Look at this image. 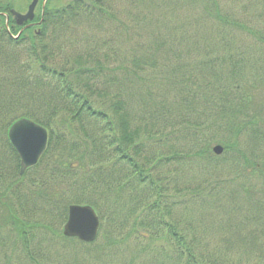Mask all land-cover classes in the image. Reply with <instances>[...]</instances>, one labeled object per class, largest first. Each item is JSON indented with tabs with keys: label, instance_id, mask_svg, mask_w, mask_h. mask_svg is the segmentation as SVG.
I'll list each match as a JSON object with an SVG mask.
<instances>
[{
	"label": "trees",
	"instance_id": "trees-1",
	"mask_svg": "<svg viewBox=\"0 0 264 264\" xmlns=\"http://www.w3.org/2000/svg\"><path fill=\"white\" fill-rule=\"evenodd\" d=\"M48 11L39 34L0 27V264H264V189L250 182L264 178V0ZM20 118L48 129L22 175L7 138ZM192 163L206 191L190 188ZM227 169L241 192L218 179ZM71 204L98 215L93 242L63 235Z\"/></svg>",
	"mask_w": 264,
	"mask_h": 264
},
{
	"label": "water",
	"instance_id": "water-1",
	"mask_svg": "<svg viewBox=\"0 0 264 264\" xmlns=\"http://www.w3.org/2000/svg\"><path fill=\"white\" fill-rule=\"evenodd\" d=\"M8 138L20 160V173L37 164L47 145V131L35 122L21 118L10 126ZM215 153L221 152L220 146L213 148ZM99 218L95 211L87 205H70L67 220L63 226V234L76 237L83 242H91L96 238Z\"/></svg>",
	"mask_w": 264,
	"mask_h": 264
},
{
	"label": "rangeland",
	"instance_id": "rangeland-1",
	"mask_svg": "<svg viewBox=\"0 0 264 264\" xmlns=\"http://www.w3.org/2000/svg\"><path fill=\"white\" fill-rule=\"evenodd\" d=\"M67 2V0H49L48 2V6L52 7V6H56V5H62L63 3ZM56 62H59V61H56ZM212 137V136H211ZM241 149L242 151L246 154V156L248 157V152L242 148V144H241ZM227 153V152H226ZM224 154V160L226 163H230L231 160V156H230V153L231 152H228V154ZM191 165H189L188 167V171L187 173L186 172H183V174L189 178L191 181L194 180V183L190 186V188H193V187H196L195 189H204V191H206L207 189V182L209 181L207 178L210 176L207 171V169L205 168V166L203 164H200L199 167H190ZM178 173V171H177ZM181 172H179L180 174ZM255 177L256 176H259V175H254ZM195 178V179H194ZM252 178V177H251ZM251 178L249 180L246 179V181H250ZM262 178V177H261ZM219 180L222 181V184L223 186H227V188L231 191V190H239L241 192V190L243 189V186H244V179L243 177H241L240 175L234 173L233 175L231 174H227L226 171L224 173V175L220 176L218 178ZM258 181V182H257ZM257 181L255 180H251L250 182L254 185L255 188L257 189H260L261 187V183H262V188L264 189V178L262 179H257ZM242 184V186L240 187V185ZM186 191V190H185ZM196 191V190H194ZM187 192L188 194H186L185 196H190V194H193L194 192L190 189H187ZM205 193V192H204ZM207 194V193H206ZM259 196V195H258ZM263 199V198H262ZM242 203L243 201H238L234 204V206H238L239 208L241 207L242 208ZM231 204H233L231 202ZM231 204H228V205H231ZM227 205V203H226ZM226 207H229V206H226ZM191 209H193V216L196 217V219H210L209 217H207L208 215V212L207 210L204 211L202 208H199L197 205H196V202L194 205H192V207L190 206ZM216 211V210H215ZM239 212L237 213H233V214H229V215H226L225 217V221L226 222H229V221H239L241 220V217L239 216ZM245 214V213H244ZM63 225V224H62ZM215 227H218L220 225V223L218 222V219H215V223H214ZM60 227H61V224H60ZM246 228V227H245ZM234 231H236V229H232ZM246 231L249 232L248 229H246ZM241 236H243V232L241 231V234H239ZM198 236H200V234H198ZM211 236H215V235H205L202 237V241H207V242H212V237ZM216 237V236H215ZM99 240H97L98 242ZM129 252L131 251V248L128 250ZM259 253H254L252 255V257H254L255 255H257ZM247 257V256H246ZM251 259V258H250ZM250 264H255V261H249ZM243 264H247V263H243ZM262 264V263H261Z\"/></svg>",
	"mask_w": 264,
	"mask_h": 264
},
{
	"label": "flooded vegetation",
	"instance_id": "flooded-vegetation-1",
	"mask_svg": "<svg viewBox=\"0 0 264 264\" xmlns=\"http://www.w3.org/2000/svg\"><path fill=\"white\" fill-rule=\"evenodd\" d=\"M43 1L44 0H0V20L5 21L10 33L20 35L23 32L29 31L32 34H38L37 27L47 15L45 8L48 7V3L45 2L43 5ZM32 3V19H27L25 21L22 19L17 20L15 13H19L21 15L26 14Z\"/></svg>",
	"mask_w": 264,
	"mask_h": 264
},
{
	"label": "bare ground",
	"instance_id": "bare-ground-1",
	"mask_svg": "<svg viewBox=\"0 0 264 264\" xmlns=\"http://www.w3.org/2000/svg\"><path fill=\"white\" fill-rule=\"evenodd\" d=\"M48 10H50V8L49 7H46L45 8V12H46V17L47 16H50V14H51V12L50 11H48ZM15 13V12H14ZM15 15H16V18H17V20L18 19H22V20H27V19H29V20H31L32 19V17H33V8L32 7H29V9H28V11H27V13L26 14H24V15H21V14H19V13H15ZM43 21V20H42ZM41 21V22H42ZM18 22H20V21H18ZM33 122H35V121H33ZM36 123V122H35ZM36 124H38V123H36ZM38 125H40V124H38ZM40 126H42V125H40ZM43 128H45L44 126H42ZM47 131H48V129L47 128H45ZM212 152L213 153H215L214 152V150H213V147H212ZM216 155H220V154H218V153H215ZM191 167H194L193 166V163H192V166ZM224 173H225V170L222 172V175H224ZM226 173L227 174H231V175H233L234 174V172L232 171V170H229V169H227L226 170Z\"/></svg>",
	"mask_w": 264,
	"mask_h": 264
}]
</instances>
